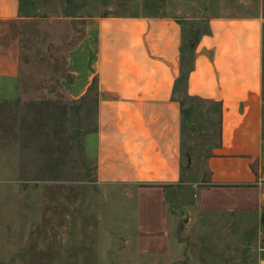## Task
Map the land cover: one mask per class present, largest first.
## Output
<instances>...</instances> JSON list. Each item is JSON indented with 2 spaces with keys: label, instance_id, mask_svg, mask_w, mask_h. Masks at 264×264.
<instances>
[{
  "label": "rangeland",
  "instance_id": "rangeland-1",
  "mask_svg": "<svg viewBox=\"0 0 264 264\" xmlns=\"http://www.w3.org/2000/svg\"><path fill=\"white\" fill-rule=\"evenodd\" d=\"M136 1L21 0L18 98L0 101V264L261 263L263 218L196 204L190 186L169 189L165 217L154 220L140 203L157 196L103 180L85 157L97 107L67 94L68 56L89 18L133 15ZM224 6L226 16L264 17V0ZM185 106L194 112L184 161L201 162L219 142L208 108L218 105L186 98Z\"/></svg>",
  "mask_w": 264,
  "mask_h": 264
},
{
  "label": "crops",
  "instance_id": "crops-1",
  "mask_svg": "<svg viewBox=\"0 0 264 264\" xmlns=\"http://www.w3.org/2000/svg\"><path fill=\"white\" fill-rule=\"evenodd\" d=\"M226 1L137 0L133 15L89 18L68 56L67 94L97 107L86 159L157 196L140 203L154 220L169 189L190 186L196 204L264 219V17L226 16ZM24 18L21 0H0V101L18 98ZM186 98L218 105L219 142L201 162L184 161Z\"/></svg>",
  "mask_w": 264,
  "mask_h": 264
}]
</instances>
